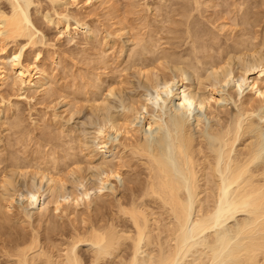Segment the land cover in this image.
I'll return each instance as SVG.
<instances>
[{"label": "bare ground", "instance_id": "6f19581e", "mask_svg": "<svg viewBox=\"0 0 264 264\" xmlns=\"http://www.w3.org/2000/svg\"><path fill=\"white\" fill-rule=\"evenodd\" d=\"M6 1L10 5V11L6 9V12L0 7V44L3 47L0 46L5 48L9 42L17 44L20 39L24 40L25 46L36 45L37 35L42 32L37 30L31 20V0ZM93 1L51 0V3L55 7L65 6L66 11L70 9L68 7H78L81 2L84 7L90 6ZM188 1V7H191L192 1ZM198 3L199 1L196 2L197 5ZM193 4L196 5L194 2ZM199 5L197 7L200 9ZM53 10L59 19L54 20L53 15L50 16L51 13L45 14L49 25L62 24L63 34L72 35L73 25L68 15L70 12L64 14L57 12L55 8ZM188 16L190 17V14ZM241 18L243 21L246 15ZM189 19L187 18L188 22ZM75 25V33L84 27L89 28V24L79 20ZM224 26L222 28H225ZM182 28L181 26V34ZM132 30H135V27ZM177 30L180 34V30ZM195 32L194 30V34ZM188 33L186 37L183 33V39L191 48L190 51L186 48L185 53H182V50L181 53H173L171 50L162 53L161 50V55H158L154 41L151 39L150 43L147 39L154 46L157 55L151 47L149 50V47H143L151 58L148 57L147 61L135 67L137 74L141 75L139 77L143 76L150 86V90L138 99H132L121 114L108 118L104 124L96 127L98 144L103 153L100 162L96 164L99 173L89 188L83 183L86 177L81 176L83 182L78 184L82 191H72L70 195L69 192L63 194L59 186L61 184L64 187L65 181L55 177L48 169H38L34 171V178L38 175L41 184L46 179L47 188H33L19 195L29 206L42 211V218L48 220L51 213L57 216L62 214L61 216H67L73 223L81 204L86 205L87 213L90 212L91 206L97 205V201L105 197H115V204L111 202L113 205H108L106 200H101L99 207L96 206L97 213L104 212L101 218L98 217L95 221L85 219L81 214L79 226H73L70 231L64 229L67 232L61 229L65 242L62 241L64 243L60 246L50 245L46 240L43 242L41 234L35 229L31 231V235H24L19 233L20 231L17 232L15 227L16 232H9L11 239L7 242L5 239L6 244L1 246L4 259L0 260V264H264V62L260 60L257 64L249 63V66H245L242 65L243 60H240L243 57L237 58L242 67H237L238 72L235 74L229 66L231 57L244 55L245 58V55L250 54L256 56L258 45L251 44L253 40L246 42L248 39H242L243 42L236 43L232 51H222L220 48V53L217 52L219 55L214 57L211 50L220 44V37L209 38ZM170 43L171 41L169 46ZM226 43L228 45L227 39ZM199 46L204 47V51H201ZM23 48L24 46L15 49L10 55L9 63L5 61L7 59L0 58V87L7 80H11L12 86L20 91L41 92L46 90L48 85L50 89L51 75L48 70L40 67V54H37L33 61L30 58L23 60ZM144 50L142 49L143 53ZM205 65L209 68H204ZM171 67L177 75L168 74ZM186 69L192 71L194 85L185 83L188 80L184 74ZM159 75L161 80L155 78H159ZM244 87L249 91L246 95L241 94ZM46 92L48 93L47 90ZM109 133L113 139L109 137ZM88 155L92 156V153L89 152ZM133 160L136 164H132ZM90 165L93 166V162H90ZM127 165L131 171H124ZM135 165L137 168L132 169ZM71 169L73 171V168ZM76 169L80 170V166ZM80 171L82 172V169ZM80 171L75 170V174L78 173L79 176ZM115 180L126 182L125 192L120 198L116 194L119 192L114 185ZM1 183L3 186L0 192V230H3L9 226L6 225L10 223L7 214L13 213L17 194L15 188V191H10L13 188L11 181L3 179ZM78 184L77 189L80 188ZM107 190L108 193H105ZM47 192L52 193L48 202L44 200ZM21 215L22 218L18 217L16 222L25 223L31 219L30 215L24 212ZM23 231L21 229V232ZM84 246L87 254L82 251Z\"/></svg>", "mask_w": 264, "mask_h": 264}, {"label": "rangeland", "instance_id": "374dc122", "mask_svg": "<svg viewBox=\"0 0 264 264\" xmlns=\"http://www.w3.org/2000/svg\"><path fill=\"white\" fill-rule=\"evenodd\" d=\"M94 1L91 3L90 6H86L87 8L84 7L85 5H83V3L81 2L78 7H68L70 9L65 11V6L55 7L53 6V3H51V0L50 1L31 0L32 4L30 5L29 8V14L31 20L34 23L37 30L39 32H42V33H38L37 35L38 36L37 44L34 46L31 45V47L30 45L25 46V43H23L24 40L22 39H20L17 44L11 42L7 43L8 45L5 47L6 49L2 48L3 46L0 44L2 46V47L0 46L1 47L0 50L2 49V51L0 52V58L3 57L7 59L5 60L7 63L10 62L9 60L10 55H12L15 49H18L20 47L22 48L23 46L25 48V50L23 48L24 50L23 51L24 55L22 58L23 60H27V59L29 60L30 58L31 61H33L36 55L40 54L38 58L40 67L45 69L46 71L48 70L47 72L51 75V79H52L50 82L51 84L50 89H49V85L46 89L48 93L46 92V90L41 92H36L33 90L20 91L16 87L14 88L12 86L11 80L10 81L7 80L4 83V85L0 87V160L2 161V162L0 161V189L1 186H3V184L1 183L2 180L3 179L9 180L12 182L11 188L13 187L12 189H10V191L11 190L15 191L13 190L15 188L17 194L16 197L17 202L15 201L13 208L14 210L12 211L13 213L7 214L9 216L8 218L10 223H6V225L7 226L9 225L10 228L9 226L6 227L4 225L6 228L0 230V238H1L0 247L5 245L6 244L5 242L11 239L9 238V234L11 232L14 233L16 232V230H18L17 232L20 231L19 233H22L24 235L25 234L31 235L34 229L41 234L40 236L43 242H45L46 240V242L49 241L48 243H50V245L60 246L61 243L65 242L61 234V229L62 230L66 229L70 231L73 230L74 228L73 226H79V224L81 223V222L79 223V221H81L80 219L82 218V217L80 218L81 214H83L82 216H84L85 219L88 218L96 221V219L101 218L104 212H102V214H99L100 212L97 213V209H98L97 207H99L98 204L104 200L108 202V203L106 202L108 205L109 203L110 205L115 204L114 201L115 197L113 196L105 197L103 200L99 199V201L101 200L102 201L101 202L97 201V205L96 204L93 205L95 207L91 206V209L89 210L90 212H88L89 214L87 213L86 205L81 204L82 206H80L78 210L79 213H76L78 215L77 217L75 216L76 219L74 218L76 221L73 223L67 216L65 215L61 216L62 214L60 216H57L51 213L48 215L49 216L48 220L47 218H42L41 217L42 211L36 209L35 207L29 206L25 199L19 198L20 197L19 195L25 194L29 189H33V188L42 187V189L44 190L45 188H47L48 181L46 179L44 180L43 184H41L40 177L38 175H35L34 178V173H35L34 171L35 170L37 171L38 169L39 170L48 169L55 177L65 181L64 184L65 188L63 187V185L61 186V184H60L61 187L58 185L59 190L62 188L61 193L63 194H68L69 192L70 195L72 191H76V190L77 192L82 191V188L79 185L81 184L80 182H83L82 177H86L85 178L86 181L84 180L83 182L84 185L87 188L91 186L90 185L92 184L91 182H94L95 177L99 173V169L98 167H96L97 166L96 164L100 162L101 154L103 153L101 151L102 149H100V146L98 144L99 142L96 136V131H97L96 129L100 125L104 124V122L107 121L108 118L110 119V117L112 116L121 114L124 111L123 110L124 107L127 108L126 106L129 105V102L132 99H138L141 95L145 94L146 91L150 90L149 88L150 86L147 84L143 76L139 77L141 75H139L140 73L137 74V70L135 67L136 65L138 64L140 65L144 61H147L146 59L148 57L151 58L150 54L148 55L147 52H145L144 50L145 48L143 47L146 48L149 47L148 50L151 47V50L154 51V54L156 53V55H157L156 50H158V52L162 50L161 51L162 53L167 50L168 52H170L171 50V52L173 53L175 52L181 53L182 50V53H185L186 48L187 51H190L191 48V45L188 43L186 44L183 39L184 35L186 37L187 32H189L188 34L191 33L192 35L195 36H198L199 34V36L205 35L206 37L208 36L209 38L219 39L220 37L219 39L220 44L215 45V47L212 48L211 50L214 57H217L219 55L218 53H220L219 50L222 49V51H225V49H227L232 51L234 50L236 43L243 42L242 39L244 41L248 39L246 40V42H248L249 40H250L249 42H251L253 40L251 44L254 43V45H258L256 49L257 53H255L256 56L253 54L252 55L250 54V56L245 55V58L244 55L242 56L238 55L235 57L232 56L234 57V60L231 57V60L233 62L232 61L229 62L230 69H233L235 74H237L238 72L237 70L241 66L240 61H238L240 57H243L240 60H243L244 64L242 63V65L245 66H247V64L248 66L254 63L257 64L260 62V60L261 61L263 60L264 62V47H263L264 46V0H217V1L208 0L209 2L207 0H195L196 2L199 1L198 5L201 4L199 5L200 9L197 7L198 5L194 0H190V2L192 1L191 3L192 8L190 6H189L190 8L188 7V2H189L188 0H187V4H186V0H94ZM0 2H1L0 3L1 9L6 12L8 10L9 12L10 11L9 3L6 0H1ZM193 2L197 6L194 5ZM53 7L59 13L64 12L65 14L70 12L68 13V15L70 16V23L73 25V27L71 28L72 35L63 34L64 26L62 24H60V26L54 25L52 23L49 25V22L44 17L45 14L51 13L50 16L52 17L53 15L54 20L59 19V17L55 15ZM187 8L189 12L192 11L191 12L192 14L188 12ZM195 8L197 9V12ZM198 10H200L201 13ZM182 14H183V20H182ZM186 14L188 15L190 14V17L187 15V18L188 19L190 18L189 19L190 22H188L187 18L185 19ZM170 15L171 17H169ZM245 15L246 18L244 19L245 22H247L248 24L244 22V19L242 21L241 17H245ZM78 20L81 23L85 22L89 24L88 25L89 28L87 29V27H84L83 29H80L79 31H77V33H75L73 29L76 26L75 22L76 21L78 22ZM167 20L171 24L167 22ZM181 20L183 22H181ZM184 20L185 23L187 22L186 26ZM188 24L190 27L188 26ZM237 25L238 27H236ZM181 26L183 27L182 34L180 30ZM187 26L188 28H190L189 30L187 29ZM222 26H224L225 28H222ZM134 27L135 30H132V28L134 29ZM248 27L250 29H248ZM61 29H63V32ZM177 29L180 30V34ZM215 29L218 30L216 31ZM124 30L126 31V33ZM194 30L196 31L195 34H194ZM169 31L172 34L168 33ZM41 34L44 35L42 36ZM219 34L220 36H218ZM173 36L174 38H176L175 40ZM142 39L144 43L143 41H141ZM147 39L150 41V43L154 41L155 44L154 46L156 50L153 49L154 46H152V44H150L149 41H147ZM181 39L183 42L181 41ZM226 39L228 45L226 43ZM140 41L143 44L140 45L139 44L141 43ZM161 41L163 42L165 41V42L163 43ZM169 41H171L170 46H169ZM172 42L174 45L172 44ZM182 43L184 44L182 45ZM174 47L175 49H173ZM182 47H184V49H182ZM260 47H262V49ZM199 48L201 50L202 46H199ZM258 48L260 49L258 50ZM142 49L144 50L145 53L142 52ZM201 51H204V47L202 48ZM161 52H159L158 55H161ZM143 57L145 59H143ZM258 57L260 58L258 59ZM133 59L134 61H136L135 63ZM244 59L247 61V63L246 61H244ZM231 62L233 66H231ZM205 67L207 69L209 68L208 65H205L204 68ZM175 73L176 71L172 67L168 71V74L170 75H175ZM184 74L186 77H188L187 79L189 80V81L186 80L185 83L188 85L191 84L194 85L195 80L192 71L186 69ZM157 76H155V78L157 80L158 79L161 80V76L159 75V78ZM246 89H247L246 87L242 88L241 94L243 93L244 95H246L247 93H249V91ZM111 91H113L114 94ZM110 94H112L113 96H111ZM98 103L99 104L101 103L100 104L101 106L98 105ZM231 106L233 107L232 104ZM96 108L98 110L97 112H96ZM203 113H207V111H203ZM109 137L113 139V136L111 134ZM38 144L40 147L38 146ZM91 150L93 151L91 152ZM89 152L90 154L92 153V156L88 155ZM90 158L92 159V161ZM18 162L20 166H18ZM90 162H93V166L90 165ZM21 163L23 164V167ZM84 164H86L87 166ZM132 164H136V161L133 160ZM79 166H80V170L82 169V172L76 169V167L79 168ZM21 167L23 168V170L19 171V169H22ZM71 168H73V171ZM136 168L137 166L135 165L132 169H136ZM70 169H71V173H70ZM94 169L97 170L98 172H96ZM75 170L76 172L80 171L79 176L78 173L75 174ZM124 171H131V169L127 165ZM14 172H16V175ZM67 175L70 176L67 177ZM64 176H66V178H64ZM73 178L75 179V181ZM69 182L71 183L69 184ZM74 182L77 184L79 183L78 185L81 189L80 188L77 189L78 186ZM85 182L89 185L87 186ZM125 183H126L125 181L116 182L115 180L114 185L119 192L116 193L118 198L123 196L125 192V188H126ZM0 192H2V189L0 190ZM47 193L45 195L44 200L48 202L50 199L49 196L51 197L50 195L51 192H47ZM105 193H108V190L105 191ZM111 202H113V204ZM65 207L67 206L65 205ZM41 209L43 210V208ZM22 212L26 213L28 216L30 215L31 219L28 220V222L26 221L25 222L26 224L23 223V221L16 222V219L17 220L19 219L18 217L22 218V216L24 215V214L21 215ZM42 219L44 221H42ZM29 223L32 225H30ZM56 228H58L57 229L58 234L60 233L59 236L57 234V231L56 232L54 231ZM21 229L24 231L21 232ZM66 230H64V232H67ZM54 234L56 235V237H54ZM0 251H1L0 260H2V258L4 259V257H2L3 255L2 253H4L2 247ZM82 251L84 252V254H87L86 246L83 247ZM3 264H7V263L3 262Z\"/></svg>", "mask_w": 264, "mask_h": 264}]
</instances>
